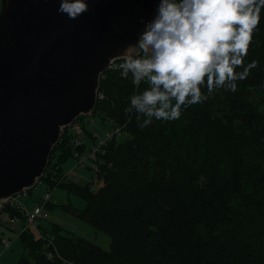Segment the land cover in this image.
<instances>
[{
    "label": "trees",
    "instance_id": "obj_1",
    "mask_svg": "<svg viewBox=\"0 0 264 264\" xmlns=\"http://www.w3.org/2000/svg\"><path fill=\"white\" fill-rule=\"evenodd\" d=\"M252 61L257 67L236 92L220 89L178 120L143 129V118L127 109L145 85L137 89L130 76L108 70L92 115L128 137L99 152L103 185L62 179V163L85 148L68 127L40 181L83 197L85 208L63 207L107 232L110 249L59 225L44 228L55 237L48 247L29 227L20 234L29 254L16 264H264V9L244 62ZM4 211L26 219L20 209Z\"/></svg>",
    "mask_w": 264,
    "mask_h": 264
},
{
    "label": "water",
    "instance_id": "obj_2",
    "mask_svg": "<svg viewBox=\"0 0 264 264\" xmlns=\"http://www.w3.org/2000/svg\"><path fill=\"white\" fill-rule=\"evenodd\" d=\"M88 2L70 20L59 0H0V217L40 181L64 129L94 113L101 76L158 0Z\"/></svg>",
    "mask_w": 264,
    "mask_h": 264
},
{
    "label": "clouds",
    "instance_id": "obj_3",
    "mask_svg": "<svg viewBox=\"0 0 264 264\" xmlns=\"http://www.w3.org/2000/svg\"><path fill=\"white\" fill-rule=\"evenodd\" d=\"M59 3L57 11L70 20L89 11L88 0ZM262 9L264 0H158L137 42L118 54L123 76L137 89L145 85L127 109L143 118L139 126L176 121L220 89L236 92L257 67L244 61Z\"/></svg>",
    "mask_w": 264,
    "mask_h": 264
},
{
    "label": "rangeland",
    "instance_id": "obj_4",
    "mask_svg": "<svg viewBox=\"0 0 264 264\" xmlns=\"http://www.w3.org/2000/svg\"><path fill=\"white\" fill-rule=\"evenodd\" d=\"M110 70V69H109ZM122 71V70H120ZM105 74V73H104ZM99 92L100 88H99ZM99 100V98H98ZM75 123H77L75 126H73ZM80 126L83 129L82 133L76 132V126ZM85 126V128L83 127ZM114 127L116 126L115 122H105L102 123L100 118L97 115H84L80 118V120H76L70 128L74 132V139L78 138L82 140V144L80 146H85L83 150H80V152L85 153V159L81 160L79 157L74 155H70L69 158L62 163V169L64 172L68 173L69 170L74 167L77 163L82 164L80 168H78V171L82 173H88V175H91L88 171H86V166L92 167L93 172L96 174V178H98V171L94 170V153H96L98 147L103 142H107L108 134L111 133L114 130ZM64 132V131H63ZM116 135L118 136V140L121 141L125 138H127V134H125L124 130H121V134H113V137ZM84 140L87 142L85 143ZM75 144V143H74ZM78 147L77 145H75ZM89 169V168H88ZM90 170V169H89ZM91 171V170H90ZM65 175V174H64ZM62 179H66V177H62ZM80 183L86 184L88 181L86 179H80ZM92 184V182H90ZM49 193L51 197L46 200L44 199ZM15 200H25V202L19 203L22 207L27 208H33L30 211L34 210L39 204L40 201H47L46 206L44 208L45 212L49 213V216L46 218H41L39 221V227H31L33 231L37 234V237H41L43 240L47 242V239L54 236L53 234L49 233L50 230H52L54 225H59L62 228L69 230L79 236H82L90 241H93L97 245L103 247L104 249H110L111 246V236L102 230L96 229L93 227L90 223L85 221L84 219L78 217L74 213H72L67 208L63 207L64 204H70L72 207L83 209L86 207V200L81 197L80 195L69 191L68 189L60 186H55L53 188L48 187V185L43 182L39 181L33 188L27 189L13 197ZM21 201V200H20ZM52 202L53 205L51 207H48L49 203ZM25 207V208H26ZM25 214V213H24ZM9 215L7 211H3L1 215V221H0V238L6 237L3 239H8L11 242V245L9 248H6L3 244L1 249V255H6V257H9L11 255L18 257L14 262L11 261H0L2 264H16L20 257L24 255L29 254V247L24 246L23 241L20 237L21 228H23L24 225H26V219L24 225L16 229L15 224L13 227L9 224ZM44 228H48L49 232H46ZM28 229V228H27Z\"/></svg>",
    "mask_w": 264,
    "mask_h": 264
},
{
    "label": "built area",
    "instance_id": "obj_5",
    "mask_svg": "<svg viewBox=\"0 0 264 264\" xmlns=\"http://www.w3.org/2000/svg\"><path fill=\"white\" fill-rule=\"evenodd\" d=\"M120 62L121 61L119 59L113 60L109 69L121 70L119 68V66H118ZM103 75L101 76V78L103 77ZM103 97H104L103 93L98 91V98L99 99H103ZM76 124L77 123H75L73 126H75ZM116 126L117 127H114V130L111 133L108 134V137H107L108 141L115 137V136L113 137V134H121V130L123 129V127L120 126L119 124H116ZM76 132L77 133H82L83 132L82 127L77 125L76 126ZM107 142L105 141L102 144H100V146L98 147L96 153H94V156H96V157H94V170H96V171H98V164H99L96 158L99 155V152L104 150V146L106 145ZM74 143H75V145L80 146L82 144V140H80L78 138H75ZM84 154L85 153L80 152V150H76L75 151V156L79 157V159H81V160L85 159ZM50 197H51V195L49 193H47V195H46V197L44 199L48 200ZM46 200L42 201V203L40 201V204L32 211L28 210L25 207L20 206V204L18 202L14 201V198L5 199L4 200V207L5 206H10L12 208L20 209V210H22L25 213L26 225H24L23 228H21V232H23L24 230H26L29 227H33L34 226V227L38 228L40 226L39 225L40 219L41 218H46V217L49 216V213L44 211V208H45L46 202H47ZM19 218L20 217L18 215H14V216L10 217L9 218V224L11 226H14L15 224H17L19 222ZM54 242H55V237L52 236L51 238L47 239V242L45 241V244H46V246L49 247L50 245H54ZM2 243L4 244V246L6 248H9L10 245H11V242L8 239H3ZM47 254H48L49 257L52 256V253L49 252V251L47 252Z\"/></svg>",
    "mask_w": 264,
    "mask_h": 264
},
{
    "label": "crops",
    "instance_id": "obj_6",
    "mask_svg": "<svg viewBox=\"0 0 264 264\" xmlns=\"http://www.w3.org/2000/svg\"><path fill=\"white\" fill-rule=\"evenodd\" d=\"M84 142L85 143H87L85 140H84ZM80 165H82V164H76L74 167H72L70 170H69V172L68 173H66V172H63L64 174H65V177H66V179H70V180H73V181H76V182H79V180L82 178V179H86L88 182H92V184H91V187H92V189L93 190H96V189H98L99 187H101L102 185H103V182H102V180H100L99 178H96V174L93 172V169H92V167H88L87 168V166H86V171H88L91 175H88V173H82L81 171L79 172L78 171V168H80V167H82V166H80ZM87 182V183H88ZM80 183V182H79ZM82 184V183H81ZM21 200V201H20ZM20 200L18 199V200H15L14 199V201L15 202H18V203H22V204H24L23 202H25V200H22L21 198H20ZM26 207V206H25ZM27 208V207H26ZM34 208V207H33ZM33 208H27L28 210H31V209H33ZM10 217V216H9ZM24 223H25V221H23V219H21V218H19V223L16 225V229L18 230L19 228H21L23 225H24ZM11 226V225H10ZM11 227H13V226H11ZM15 227V226H14ZM3 238H6V237H2L1 236V238H0V261H6V262H8V261H11V262H14V260H16L18 257H16L15 256V258H14V256L13 255H11L10 256V258L9 257H6V255H1V249H2V246H3V244H2V240H3ZM0 264H2L1 262H0Z\"/></svg>",
    "mask_w": 264,
    "mask_h": 264
}]
</instances>
